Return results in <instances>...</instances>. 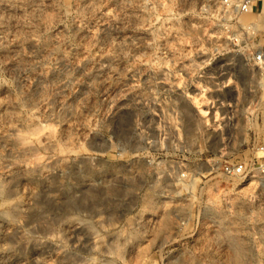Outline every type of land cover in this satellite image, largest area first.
<instances>
[{"label": "rangeland", "instance_id": "1", "mask_svg": "<svg viewBox=\"0 0 264 264\" xmlns=\"http://www.w3.org/2000/svg\"><path fill=\"white\" fill-rule=\"evenodd\" d=\"M213 1L0 0V92L24 127L0 141V262L264 264V248L252 259L255 252L238 245L224 261L175 260L173 210L185 184L169 174L181 166L188 180L208 169L204 148L173 146L176 113L201 143L224 104L239 139L264 143V66L252 58L264 46V13L198 14ZM33 99L42 100L35 119L50 126L52 149L41 147L40 131L27 132ZM158 135L173 145L147 143ZM216 137L208 158L221 151ZM51 160L61 164L54 178ZM61 219L81 223L78 235L57 226L53 237Z\"/></svg>", "mask_w": 264, "mask_h": 264}, {"label": "built area", "instance_id": "2", "mask_svg": "<svg viewBox=\"0 0 264 264\" xmlns=\"http://www.w3.org/2000/svg\"><path fill=\"white\" fill-rule=\"evenodd\" d=\"M262 10L264 0H214L213 3L202 2L198 14L206 17L220 15L222 19L229 13L260 15ZM220 26L222 33L228 31L224 24ZM251 29L252 26L248 27V30ZM252 58L259 67L264 66V46L256 50ZM202 91L205 92L204 89ZM228 107L231 108V105L228 104ZM223 108L224 104L216 105L213 121L217 126L206 125L203 133H200L201 143H198V137L186 133L177 113L173 127L178 134L176 144L173 145L174 141L161 135L147 142L162 147L170 141V145L183 149L184 153L197 147L206 150L200 152V161L205 157L207 170L200 169L188 180V174L181 166L172 168L169 174L185 184L176 197L173 210L177 230V262L224 261L229 245L233 244L249 247L255 252L252 259H258L264 248V143H245L239 139L237 127L233 124V111L224 113ZM213 109L212 105L204 118H208L206 122L211 121ZM215 136L220 140L221 151L208 158V150ZM244 148L248 152L239 157L226 152ZM161 195L167 198L168 194L163 191ZM187 204L189 206L184 210Z\"/></svg>", "mask_w": 264, "mask_h": 264}, {"label": "bare ground", "instance_id": "3", "mask_svg": "<svg viewBox=\"0 0 264 264\" xmlns=\"http://www.w3.org/2000/svg\"><path fill=\"white\" fill-rule=\"evenodd\" d=\"M41 3V2H40ZM87 3V2H86ZM262 13H264V10H262ZM79 64V63H78ZM19 67V66H18ZM19 69V68H18ZM22 69V68H21ZM80 69V68H79ZM19 72H22V71H19ZM20 74V73H19ZM19 76V75H18ZM24 81H25V77L23 78ZM30 87V86H29ZM27 96V95H26ZM31 96V95H30ZM14 103V102H13ZM26 107L27 109L29 110L30 112V117H31V120H30V125L28 126L27 128V132L30 131V132H34L36 130H38V133L40 131V137H39V141L41 143V147L45 148V149H52L53 148V142H52V139H51V128L49 125H40L39 123L36 122V116H37V111L40 110V108L37 109L36 111V108L40 105H42V100L41 99H38V100H29L26 102ZM24 105V106H25ZM63 108V106H61ZM18 109V106L16 104H12V103H6L4 102V93H1L0 92V119L1 118H4L3 122H0L2 123L1 127H0V130H2L8 137H0V141H6L7 138H12V137H17L20 133H22L21 131L22 127L20 125V122H18V120H16V118L14 117V114L15 112L17 111ZM69 109V108H68ZM209 112V111H208ZM202 113H207L206 111H203L202 110ZM208 114V113H207ZM205 115V114H204ZM202 116V115H201ZM203 118V117H201ZM2 120V119H1ZM26 127V126H25ZM52 127V126H51ZM26 132V131H25ZM34 136V135H33ZM54 136V135H53ZM24 137V136H23ZM26 137V136H25ZM29 137V136H28ZM36 138V136H35ZM16 139V138H15ZM26 142V141H25ZM6 143V142H5ZM31 145V144H30ZM35 148V147H34ZM31 148L30 147H27L25 146L24 150H30ZM54 150V149H53ZM12 152V151H11ZM28 155V154H27ZM48 161V160H47ZM52 161V160H51ZM60 161L59 160H56V161H52L50 162V165L52 166L53 170L51 171V176H53V178L55 177L54 175H58L60 173V170L59 167H58V164ZM38 165V164H37ZM61 165V164H60ZM59 165V166H60ZM25 167V166H24ZM61 168V167H60ZM11 173L13 171H10ZM9 175V174H8ZM45 175V174H44ZM51 178V177H50ZM52 178V179H53ZM51 182V180H49ZM54 182V181H53ZM50 186V185H49ZM55 192V191H54ZM56 193V192H55ZM52 198H53V201L56 203L57 200H58V197L56 195H54V193H52ZM52 200V199H51ZM13 203V202H12ZM3 204V203H2ZM52 204V203H51ZM9 206V205H8ZM20 206V205H19ZM59 208V207H58ZM3 213V212H2ZM6 213V212H5ZM65 217V216H64ZM67 218V217H66ZM57 219V218H56ZM65 219V218H64ZM54 220V219H53ZM57 221V220H56ZM54 221L53 222V229H52V236L54 237V234L57 233L56 232V227L58 226L60 228V230H62V234L66 235L67 237H74L76 235H78L79 231H80V224L79 222H74V223H69V221L67 222H63L62 219L58 222ZM62 221V222H61ZM79 221V220H78ZM61 225V227L59 226ZM60 232V231H59ZM58 234V233H57ZM51 235V233H50ZM61 235V234H59ZM63 235V237L65 238V236ZM49 236V235H48ZM63 238V239H64ZM57 239V238H56ZM60 237V242L61 240ZM74 239V238H73ZM79 239V238H78ZM82 239V238H81ZM68 240V239H67ZM80 240V239H79ZM64 241V240H63ZM75 240H73L74 242ZM56 242V241H55ZM77 242V241H76ZM60 244V243H59ZM78 244V243H77ZM76 244V246H77ZM54 245V244H53ZM58 245V243H57ZM57 245H55V251H53V258L54 260H62L64 259L63 257V253L60 252V249L61 247H58ZM96 240H93L92 243H91V246L93 248H95L96 246ZM233 245H236L237 244H233ZM239 246V245H238ZM98 248V247H97ZM65 256V255H64ZM52 258V259H53ZM70 258V256H69ZM239 260H241V258H237ZM1 260H2V257H1ZM4 260V259H3ZM243 260V259H242ZM55 261V262H56ZM76 261V260H75ZM67 262V261H66ZM79 262V261H78ZM68 263V262H67ZM0 264H5V262H0ZM56 264V263H55ZM76 264V263H75ZM80 264V263H79ZM83 264V263H82Z\"/></svg>", "mask_w": 264, "mask_h": 264}]
</instances>
